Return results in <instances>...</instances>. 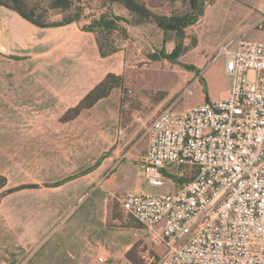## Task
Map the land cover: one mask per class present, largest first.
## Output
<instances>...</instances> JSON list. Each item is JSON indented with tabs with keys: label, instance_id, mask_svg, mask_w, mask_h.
<instances>
[{
	"label": "crops",
	"instance_id": "0c3cea01",
	"mask_svg": "<svg viewBox=\"0 0 264 264\" xmlns=\"http://www.w3.org/2000/svg\"><path fill=\"white\" fill-rule=\"evenodd\" d=\"M114 4H109L114 14L127 19L119 24L126 30L128 42L136 32L150 29L147 21L130 22L131 13ZM215 5L221 6L224 16L234 23L226 34L228 38L216 35L220 41L216 53L235 37L264 42V30L257 28L264 21V0H216ZM201 19L187 27L198 28L203 23ZM81 22L39 27L0 6V60L7 68L3 74L11 75L9 79L2 78L8 84L7 92H13V97L29 96L31 73L36 67L41 70V78H35L41 82V91L68 102L52 122L39 121L31 127L28 109H21V121L0 119V175L6 178L1 190L38 184L41 189L61 194V198L53 200L55 218L48 223L41 221V260L45 264H132L126 254L136 244L142 248V256L144 250L160 255L166 249L162 245L152 247L146 240L138 241L133 235L138 227L126 225L118 213L120 196L142 192L149 186L143 159L146 128L163 109L136 110L132 114L136 123L124 124L119 109L121 88H113L74 119L60 120L108 73L121 76L128 67L125 49L102 57L95 34L83 30ZM151 26L160 29L157 24ZM216 53L191 82L197 103L224 98L229 93L223 58L213 63ZM108 103L114 109H106ZM131 124L142 128L137 139L123 135ZM35 154L41 157V173L37 174L41 180L24 181L30 176L31 166H38L30 160Z\"/></svg>",
	"mask_w": 264,
	"mask_h": 264
},
{
	"label": "built area",
	"instance_id": "2783aa9c",
	"mask_svg": "<svg viewBox=\"0 0 264 264\" xmlns=\"http://www.w3.org/2000/svg\"><path fill=\"white\" fill-rule=\"evenodd\" d=\"M108 12L104 4L98 15ZM111 37L121 48L128 42L118 31ZM217 56L228 95L168 106L146 128L149 186L164 174L182 177L183 165L197 169L172 192L119 198L139 225L134 237L166 248L160 255L144 250L148 264H264V42L235 37Z\"/></svg>",
	"mask_w": 264,
	"mask_h": 264
},
{
	"label": "rangeland",
	"instance_id": "374dc122",
	"mask_svg": "<svg viewBox=\"0 0 264 264\" xmlns=\"http://www.w3.org/2000/svg\"><path fill=\"white\" fill-rule=\"evenodd\" d=\"M140 1L151 12L162 16L184 14L188 10L186 4L179 0ZM215 1H204L205 12L201 19L203 23L198 28L197 26H195L196 28L194 26L185 28L182 43L186 48L181 51L174 62L164 58H151L152 54L159 55L162 50L167 53L171 52L179 40L175 31L167 30L164 33L161 28L151 26V24H157L153 20L147 21L150 29L136 32L133 37H130V41L122 47L126 52L128 67L124 74L121 75V85L115 88H121L122 96L119 109H122V122L124 124L136 123L132 114L139 109H147V111L165 109L171 104L173 109L179 110L186 108L185 106L189 107L199 104L195 99L197 94L195 88L191 87V82L205 70L208 61L216 53V48L220 43V41H217L218 37L216 35H222L224 39L228 38L226 34L234 28V23L224 16L221 6L215 5L213 7ZM46 4L47 2H41L40 6L44 7ZM101 5V2L97 0L96 2L84 1L83 15L85 20H89L92 14L97 15ZM117 5L115 3L114 7L116 8ZM131 15L128 16V19L133 24L143 22V20L136 22L137 17ZM63 18L62 14L53 10L44 12V16L41 17L46 22H58L63 20ZM84 23V21L81 22V24ZM145 33H147V36L143 37L142 35H145ZM126 35V38H128L127 33ZM193 41H196L195 46H191ZM199 41L200 43L198 44ZM219 58L221 56H217L213 63L216 62L217 64V59ZM1 61L3 60H0V119L8 118L12 121H21V109H28L29 115L27 118L31 123V127L39 121L52 122L57 120V113L66 109L68 102L64 99L58 100L49 96L48 91H41V82L35 80L36 77L41 78V70H37L35 67V71L31 73V91L29 96L13 97V92H7L9 88L7 82L4 83L2 81V78L9 79L11 75L3 74L7 68L1 64ZM224 77L226 79V76ZM186 86L191 87L190 90H186L185 94H181ZM179 98L181 99L179 100ZM176 99L177 101H175ZM108 105L109 107L107 106L106 109H114L113 105L110 106V103ZM8 112L12 114L10 115ZM132 124L127 126V129L123 131V135H126V137L131 135L134 139H137L141 136L142 128L135 127ZM30 160L35 161L38 166H31L30 176L23 180H41V177L37 176V174L41 173V157L35 154V156L30 157ZM190 169L195 171L197 167L183 165L181 167L182 177L177 179L164 174V178L159 180L157 185L144 187L142 192H151L153 194L172 192L179 183L188 179V171ZM25 185L33 186L6 193L0 198V264H45L41 260V221L48 223L55 218L52 204L53 200L61 198V194H54L45 188L41 189L38 184ZM22 189H28V192H17ZM6 190L0 189V193ZM41 199L44 201L43 203H41ZM118 213L120 217L125 218L126 225L130 224L134 227H139L135 219L125 214L122 209L121 211L118 210ZM141 249L139 248L140 259H142L140 264H148L142 257ZM52 260L50 259V261Z\"/></svg>",
	"mask_w": 264,
	"mask_h": 264
},
{
	"label": "trees",
	"instance_id": "16d2710c",
	"mask_svg": "<svg viewBox=\"0 0 264 264\" xmlns=\"http://www.w3.org/2000/svg\"><path fill=\"white\" fill-rule=\"evenodd\" d=\"M96 0H85V2H92ZM104 4L116 3L126 8L131 14L135 15L136 22L139 21H156L162 31L166 33L167 30L175 31L179 37L173 50L169 53L162 50L159 55L152 54V59L164 58L171 62L176 61L182 50L186 47L183 46L182 39L184 37L185 28L197 20L204 14L203 3L205 0H179L185 3L188 10L184 14L162 16L151 12L140 0H97ZM41 2H47L44 7H41ZM0 6H4L17 12L22 18L28 22L39 27L59 26L71 22H81L85 20L83 15L84 2L82 0H0ZM53 10L64 16L63 20L58 22H46L41 19L44 12ZM111 12L94 15L89 22L81 25L85 31H90L95 34L99 53L102 57L109 56L119 50L121 47L115 44L111 35L114 31H118L125 38L126 30L119 24L121 20L127 21L124 17L115 15L113 10ZM196 41H193L191 46H195ZM122 77L114 73H108L105 78L91 89L85 97L74 107L68 108L65 114L61 117L62 121H67L75 118L83 109L92 107L98 100L109 95L111 90L121 85ZM59 184V183H57ZM6 185V178L0 175V189ZM31 187L33 185H23L11 189H7L0 193V198L6 193L15 190ZM130 225V224H128ZM128 260L132 264H140L141 260L139 255L138 245H134L126 254Z\"/></svg>",
	"mask_w": 264,
	"mask_h": 264
}]
</instances>
